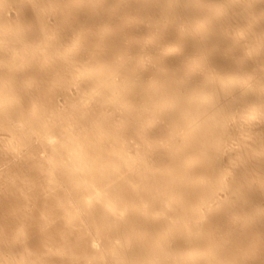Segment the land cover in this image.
<instances>
[{
    "label": "bare ground",
    "instance_id": "bare-ground-1",
    "mask_svg": "<svg viewBox=\"0 0 264 264\" xmlns=\"http://www.w3.org/2000/svg\"><path fill=\"white\" fill-rule=\"evenodd\" d=\"M0 264H264V0H0Z\"/></svg>",
    "mask_w": 264,
    "mask_h": 264
},
{
    "label": "rangeland",
    "instance_id": "rangeland-1",
    "mask_svg": "<svg viewBox=\"0 0 264 264\" xmlns=\"http://www.w3.org/2000/svg\"><path fill=\"white\" fill-rule=\"evenodd\" d=\"M103 245L105 246L104 243H100V244L97 246V249H100ZM133 256H134V255H133Z\"/></svg>",
    "mask_w": 264,
    "mask_h": 264
}]
</instances>
